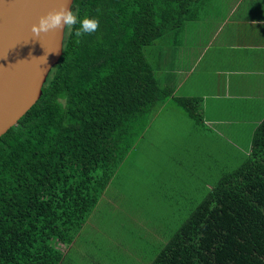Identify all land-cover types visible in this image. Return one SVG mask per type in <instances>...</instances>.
<instances>
[{
	"label": "trees",
	"instance_id": "obj_1",
	"mask_svg": "<svg viewBox=\"0 0 264 264\" xmlns=\"http://www.w3.org/2000/svg\"><path fill=\"white\" fill-rule=\"evenodd\" d=\"M200 1H74L98 31L76 43L79 25L66 28L43 95L0 137V264H65L61 246L81 234L155 107L172 98L203 120L200 99L162 85L152 53ZM251 143L150 264H264V119Z\"/></svg>",
	"mask_w": 264,
	"mask_h": 264
},
{
	"label": "rangeland",
	"instance_id": "obj_2",
	"mask_svg": "<svg viewBox=\"0 0 264 264\" xmlns=\"http://www.w3.org/2000/svg\"><path fill=\"white\" fill-rule=\"evenodd\" d=\"M176 102L155 107L81 234L61 246L65 264H150L207 188L244 162L252 138L212 140Z\"/></svg>",
	"mask_w": 264,
	"mask_h": 264
},
{
	"label": "crops",
	"instance_id": "obj_3",
	"mask_svg": "<svg viewBox=\"0 0 264 264\" xmlns=\"http://www.w3.org/2000/svg\"><path fill=\"white\" fill-rule=\"evenodd\" d=\"M194 13L179 37L153 48L160 82L201 100L194 129L245 144L264 119V0H201Z\"/></svg>",
	"mask_w": 264,
	"mask_h": 264
},
{
	"label": "water",
	"instance_id": "obj_4",
	"mask_svg": "<svg viewBox=\"0 0 264 264\" xmlns=\"http://www.w3.org/2000/svg\"><path fill=\"white\" fill-rule=\"evenodd\" d=\"M75 0H67L72 9ZM62 0H0V137L36 104L59 63L66 29L31 31Z\"/></svg>",
	"mask_w": 264,
	"mask_h": 264
},
{
	"label": "clouds",
	"instance_id": "obj_5",
	"mask_svg": "<svg viewBox=\"0 0 264 264\" xmlns=\"http://www.w3.org/2000/svg\"><path fill=\"white\" fill-rule=\"evenodd\" d=\"M76 25L79 27L75 29L74 35L76 43H80L84 36L98 31L100 21L98 17H90L87 14L81 19L77 10L69 9L67 0H62L59 9H54L41 16L39 23L32 25L31 31L35 37H40L41 33H48L57 29H71Z\"/></svg>",
	"mask_w": 264,
	"mask_h": 264
}]
</instances>
